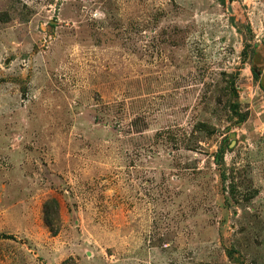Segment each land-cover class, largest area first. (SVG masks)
I'll return each instance as SVG.
<instances>
[{
	"label": "rangeland",
	"instance_id": "374dc122",
	"mask_svg": "<svg viewBox=\"0 0 264 264\" xmlns=\"http://www.w3.org/2000/svg\"><path fill=\"white\" fill-rule=\"evenodd\" d=\"M66 260L264 264V0H0V264Z\"/></svg>",
	"mask_w": 264,
	"mask_h": 264
},
{
	"label": "trees",
	"instance_id": "16d2710c",
	"mask_svg": "<svg viewBox=\"0 0 264 264\" xmlns=\"http://www.w3.org/2000/svg\"><path fill=\"white\" fill-rule=\"evenodd\" d=\"M225 176V173H223ZM58 204L57 200L51 199L49 201H47L44 205V209H45V219H46V223L51 227L54 228L55 224H57V220L56 219L59 214V209L58 207H55ZM55 232L57 231V229L54 230ZM62 264H78L76 262H70L69 260L63 261Z\"/></svg>",
	"mask_w": 264,
	"mask_h": 264
}]
</instances>
